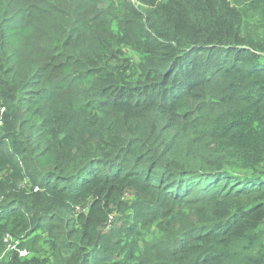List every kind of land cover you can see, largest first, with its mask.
Wrapping results in <instances>:
<instances>
[{
  "label": "trees",
  "instance_id": "1",
  "mask_svg": "<svg viewBox=\"0 0 264 264\" xmlns=\"http://www.w3.org/2000/svg\"><path fill=\"white\" fill-rule=\"evenodd\" d=\"M0 96V264H264V0H0Z\"/></svg>",
  "mask_w": 264,
  "mask_h": 264
},
{
  "label": "rangeland",
  "instance_id": "2",
  "mask_svg": "<svg viewBox=\"0 0 264 264\" xmlns=\"http://www.w3.org/2000/svg\"><path fill=\"white\" fill-rule=\"evenodd\" d=\"M108 1H115L118 0H108ZM129 55L133 57L135 62H139L140 58L131 50H128ZM5 97L0 96V190H3V195H7V189H14L16 185V190L20 191L27 189V181L34 183L33 178L27 175L26 166L23 165L19 159V153L21 152V148L19 146L18 137L16 136H8L9 131L16 129L13 126L12 121L6 115V110L2 112L1 106H4ZM20 178L16 182V179ZM24 180V181H23ZM36 191V190H34ZM120 201H123V208L122 209H132V206L136 202V198L130 195L122 194L120 196ZM16 208V207H15ZM17 209V208H16ZM126 210V209H125ZM134 212V211H132ZM43 214H34V220L40 219L43 217ZM115 223V215L110 217L108 225L109 230L114 227ZM48 232V231H46ZM6 232H2V224H0V235L2 236V247H1V254L0 259H9L12 256H17L19 259H30L33 256L40 257L41 259H45L46 256L43 253L36 254L29 249L26 250V254H23L21 250V241H16L10 235V237L6 234ZM6 235V236H5Z\"/></svg>",
  "mask_w": 264,
  "mask_h": 264
},
{
  "label": "built area",
  "instance_id": "3",
  "mask_svg": "<svg viewBox=\"0 0 264 264\" xmlns=\"http://www.w3.org/2000/svg\"><path fill=\"white\" fill-rule=\"evenodd\" d=\"M5 109H2V112H4ZM108 228H109V225H108ZM23 254H26V250H22Z\"/></svg>",
  "mask_w": 264,
  "mask_h": 264
}]
</instances>
